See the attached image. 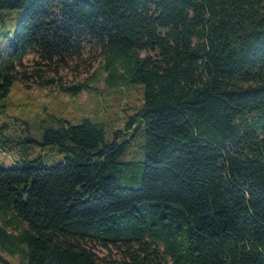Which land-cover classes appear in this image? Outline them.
Segmentation results:
<instances>
[{
    "label": "trees",
    "instance_id": "1",
    "mask_svg": "<svg viewBox=\"0 0 264 264\" xmlns=\"http://www.w3.org/2000/svg\"><path fill=\"white\" fill-rule=\"evenodd\" d=\"M16 8L0 113L30 52L64 67L100 50L59 86L70 96L144 91L123 127L84 115L27 137L64 161L0 166V249L23 264H264V0H0Z\"/></svg>",
    "mask_w": 264,
    "mask_h": 264
},
{
    "label": "rangeland",
    "instance_id": "2",
    "mask_svg": "<svg viewBox=\"0 0 264 264\" xmlns=\"http://www.w3.org/2000/svg\"><path fill=\"white\" fill-rule=\"evenodd\" d=\"M23 16V9L0 10V61L1 56L8 57V39H11L17 23ZM99 53L97 48H87L81 58L70 61L64 67L44 62L35 52L25 56L23 65L18 67L23 72L22 78L14 82L8 96L1 100L6 110L0 113V139L6 145V151L0 146V166L16 167L22 165L25 160L34 158H40L45 164L64 161L65 153L59 145L41 144L27 139L29 136L41 141L42 129L59 126L63 120L78 121L85 115L105 119L108 128L112 125H125L126 118L133 112L129 107L141 102L143 84L115 89L100 82L96 90H84L77 96H70L59 88L83 81L96 71L101 59ZM141 54L156 56L157 52L143 50ZM44 77L52 78V81L44 85ZM2 132L18 142L6 140L1 136ZM141 141L139 134L122 160L134 159L140 151ZM97 251L101 256H117L116 250L108 251L98 247ZM0 252L10 264H23V256L20 253L1 249ZM0 264L5 263L0 261Z\"/></svg>",
    "mask_w": 264,
    "mask_h": 264
}]
</instances>
